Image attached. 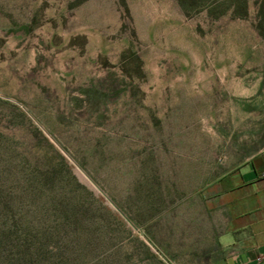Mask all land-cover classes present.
Wrapping results in <instances>:
<instances>
[{
  "label": "rangeland",
  "instance_id": "374dc122",
  "mask_svg": "<svg viewBox=\"0 0 264 264\" xmlns=\"http://www.w3.org/2000/svg\"><path fill=\"white\" fill-rule=\"evenodd\" d=\"M246 1L0 0V264L190 261L203 187L264 141Z\"/></svg>",
  "mask_w": 264,
  "mask_h": 264
},
{
  "label": "crops",
  "instance_id": "0c3cea01",
  "mask_svg": "<svg viewBox=\"0 0 264 264\" xmlns=\"http://www.w3.org/2000/svg\"><path fill=\"white\" fill-rule=\"evenodd\" d=\"M202 195L206 218L186 245L187 264H264V141L228 162Z\"/></svg>",
  "mask_w": 264,
  "mask_h": 264
},
{
  "label": "trees",
  "instance_id": "16d2710c",
  "mask_svg": "<svg viewBox=\"0 0 264 264\" xmlns=\"http://www.w3.org/2000/svg\"><path fill=\"white\" fill-rule=\"evenodd\" d=\"M180 1V0H179ZM182 1V0H181ZM190 1H195V0H190ZM200 1V3H201V6H203L204 8H206L207 9V11H209L210 12V7H209V5L207 4L208 2V0H199ZM240 1V5H241V7H242V9H246V6H247V1L246 0H239ZM235 3V4H234ZM230 5H229V9L232 11V13H233V15H235L234 14V12L236 11V9H237V7H238V3H236V2H231V3H229ZM257 8H258V11L257 12H259V14L262 12V10H263V3L262 2H258L257 3Z\"/></svg>",
  "mask_w": 264,
  "mask_h": 264
}]
</instances>
